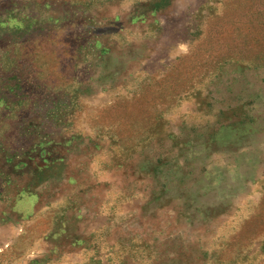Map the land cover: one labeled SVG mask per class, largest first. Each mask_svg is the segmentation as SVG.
<instances>
[{
    "label": "rangeland",
    "instance_id": "1",
    "mask_svg": "<svg viewBox=\"0 0 264 264\" xmlns=\"http://www.w3.org/2000/svg\"><path fill=\"white\" fill-rule=\"evenodd\" d=\"M0 264H264V0H0Z\"/></svg>",
    "mask_w": 264,
    "mask_h": 264
}]
</instances>
